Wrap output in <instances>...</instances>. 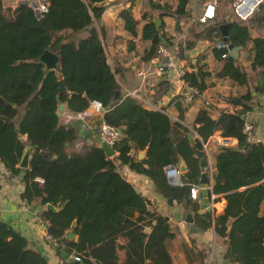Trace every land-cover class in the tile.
I'll use <instances>...</instances> for the list:
<instances>
[{
  "label": "trees",
  "instance_id": "16d2710c",
  "mask_svg": "<svg viewBox=\"0 0 264 264\" xmlns=\"http://www.w3.org/2000/svg\"><path fill=\"white\" fill-rule=\"evenodd\" d=\"M46 1L48 10L38 17L31 3L12 10L0 0V159L12 173L19 174L24 148L27 144L33 146L30 165L22 173L25 187L21 197L28 202L40 199L45 206L41 215L48 220L47 231L57 248L79 254L84 264H174L167 240L175 236L176 230L122 175L117 161L146 174L165 197L189 203L190 184L200 182L203 173L195 148L203 149L202 140L220 130L223 136L238 138L235 145L220 146L209 189L210 194H222L226 206L214 222L200 213L196 218L202 229L214 225L216 239L225 245V263L264 264V138L249 140L244 132L247 119L242 115L251 105L245 102L240 110H223L217 119L208 108H201L193 126L201 138L195 137L192 142L189 126L173 121L162 109L143 106L133 95L117 93L121 84L108 59L104 29L96 24L105 10V0ZM188 1L179 0L174 10L166 6L161 16L187 15ZM120 14L125 27L136 34L138 20L131 6ZM251 18L264 20V2ZM221 21L206 25L209 37L213 32L220 34ZM246 21H231L228 42L246 46L252 40L253 67L264 66V38H253ZM143 37L152 39L153 47L145 56L152 57L158 43L167 39L164 20L159 24L147 21ZM46 48L60 55L59 70L47 71L39 59ZM223 52L226 49L218 48L217 55L222 57ZM224 58L217 74L247 83L249 76L239 59L231 54ZM195 67L184 77L188 85L202 91L210 72L202 65ZM262 72L263 81L258 86L261 92L264 68ZM60 79H64L67 92L59 91ZM163 83L169 84L167 80ZM59 93L71 114L87 108L92 99L102 102L106 120L124 133L114 146L119 152L115 157L107 156L99 144L91 147L85 143L77 148L78 141L85 142L87 136H82L81 122H62L57 114ZM251 98V92L243 96L248 101ZM176 104L182 118L184 108L180 102ZM20 107L24 111L16 121ZM133 149H146V157L137 158ZM179 155L186 159L188 169L183 173L185 184L173 185L165 166L179 164ZM49 202L56 208H47ZM74 220L77 238L68 239ZM148 226L150 230H146ZM121 238L126 240L121 242ZM121 250L125 257L119 262ZM0 264L51 263L11 222L0 219Z\"/></svg>",
  "mask_w": 264,
  "mask_h": 264
},
{
  "label": "crops",
  "instance_id": "0c3cea01",
  "mask_svg": "<svg viewBox=\"0 0 264 264\" xmlns=\"http://www.w3.org/2000/svg\"><path fill=\"white\" fill-rule=\"evenodd\" d=\"M31 1L29 0V4ZM208 1L210 0H189L186 5L188 14L179 18L169 13H164L161 16V13L167 9L166 6L174 10L179 0H105L103 2L105 10L100 18L96 20V24L104 29L106 52L121 84L120 90L124 94L133 95L147 108L162 109L170 114L173 121L179 120L190 128H193L196 116L201 108H208L211 116L217 119L223 110H240L243 108L244 103L248 102L251 109L246 112L247 119L254 124L255 136L264 138V106L261 101V91L258 89L259 84L263 81L262 70L264 66L253 67L255 50L251 40L246 46L240 48L238 56L241 66L248 73L249 81L238 83L229 76H219L217 74L222 69L225 58L217 55L218 48L215 47V43L223 37L221 31L220 34L213 32L212 36L209 37L206 25L214 20H222L219 24L230 21L235 18V13L232 10L233 0H218V6L223 3L224 7L220 10L217 6L215 19L200 22L198 16ZM2 2L5 8H11L12 10L20 4V0H2ZM130 6L134 17L138 20L136 34L125 27V20L120 14L122 9ZM149 20H154L158 24L164 20L167 36L165 40L167 43L179 44V60L181 63L188 65L189 70H196L195 65L198 64L210 72L206 77L207 87L194 99L189 101L186 96H179L181 93H185V85L176 75L153 72V56L145 57L153 47L152 39L143 37L144 24ZM246 22L250 26L249 31L253 38H264V20L258 21L251 18ZM130 45L134 47L130 48ZM139 69H149L150 72L143 76L138 73ZM165 80L169 82L168 85L166 83L161 84ZM248 92L252 94L249 101L243 99V96ZM238 97L240 101H237L236 98ZM176 102H180L184 108L182 118ZM68 114L71 113L67 109L66 103L61 115L62 122H81L82 136H87L85 142L80 140L81 144H77L78 149H81V146L85 143H88L89 146L99 144L95 141V138L99 136L96 130L83 126L85 123H82L83 120L79 118H68ZM83 128L87 130L84 135ZM216 134L221 135L220 130H217L214 135ZM214 135L210 139V160L216 166V156L220 146L217 145ZM24 138L26 139L27 136L24 135ZM230 138L232 144L238 143L237 137L230 136ZM91 140H94L93 143H91ZM140 150L146 152V149H139L135 150L134 154L141 159ZM118 153L116 150L112 157H115ZM207 160L209 159L207 158ZM117 163L122 175L151 200L152 207H155L164 216H169L168 220L176 230L175 236L167 240V246L174 257V264H233L227 261L225 263V245L220 244L216 239L214 225L202 229L201 223L196 218L197 213H200L202 217H211L214 222L215 217L222 213L226 206V199L222 194L213 192L210 194V188L201 187L198 182L199 197L190 199L187 201L189 203L177 202L176 204L180 205L181 208L194 210L196 223H189L183 219L177 221L173 217L175 207L168 202V197L156 190L153 181L146 174L133 170L129 164L121 163L119 160ZM178 163L180 164V160ZM202 171H207V166L202 167ZM22 173V171L19 174L12 173L0 159V219L11 222L19 229L28 238L31 246L44 252L51 264H66L60 255V251L63 249L58 248V253L54 254L46 248V244L52 242L47 239L48 220L41 215V211L45 206L40 203V199L36 200L35 198L33 201L28 202L21 197L25 187ZM213 181L209 179V183L213 184ZM217 197L218 199H216ZM204 203L209 204L212 215L204 214L207 210L202 208ZM261 208L264 211V200ZM146 230H150V226ZM75 238H77V234ZM120 240L124 242L126 238ZM74 255H77V253H71L69 260H74ZM119 255V262H122L125 252L121 250Z\"/></svg>",
  "mask_w": 264,
  "mask_h": 264
},
{
  "label": "built area",
  "instance_id": "2783aa9c",
  "mask_svg": "<svg viewBox=\"0 0 264 264\" xmlns=\"http://www.w3.org/2000/svg\"><path fill=\"white\" fill-rule=\"evenodd\" d=\"M38 2L37 6H33L34 11L38 9L41 15L48 10L47 1L36 0ZM252 1V2H251ZM264 0H233V12L235 13V18L240 20H248L256 11L259 9L261 3ZM218 0H210L206 3L205 8L198 16L200 22H206L209 19L216 17L217 14ZM215 47L219 49H226V52L222 53V57H226L231 53L229 42L220 39L215 43ZM180 51V46L178 43H167L166 40H162L156 46L155 53L153 55V72L158 74H168L176 75L185 85V88H188L186 93L187 100L194 99L197 95L201 93L200 89L196 86H190L185 80V73L189 70V66L181 63L179 60L178 54ZM149 69H139L138 73L141 75H146L149 73ZM261 101L264 106V91L261 92ZM209 103V102H208ZM106 108L103 106L102 102L98 99H92L89 106L76 114H68L69 117H76L85 123L84 126L91 130H96L99 136L109 143L112 146H115L117 142L124 136L123 130L106 120L104 113ZM95 116H98L97 119H94ZM192 129L193 137L201 138L199 133ZM244 132L247 134L249 140L260 141L261 137H257L254 134V124L251 120H246L244 123ZM215 134V133H214ZM212 134V135H214ZM212 135L207 140H202L203 149L205 150L206 157L209 159L207 164V174L211 180H214V174L216 172V166L214 162L210 160V139ZM215 141L218 146L223 145H232V140L230 136L223 135H214ZM78 145L81 144V141H78ZM165 172L168 181L173 185H183L185 181L183 179V172L179 168L178 164H168L165 166ZM40 181H43V178L38 177ZM208 188H212V183L208 184ZM200 195L198 183L190 184V196L194 199L198 198ZM177 202V200L175 199ZM1 213V209H0ZM47 239L54 244V238L48 233ZM75 259L81 260L79 254L74 255Z\"/></svg>",
  "mask_w": 264,
  "mask_h": 264
},
{
  "label": "water",
  "instance_id": "95a60500",
  "mask_svg": "<svg viewBox=\"0 0 264 264\" xmlns=\"http://www.w3.org/2000/svg\"><path fill=\"white\" fill-rule=\"evenodd\" d=\"M26 3H29V0H20V4H26ZM38 2L36 0H32L31 1V5L32 6H37ZM222 7H224V4L221 3L219 4L218 6V9H222ZM35 13L38 17H41V13L38 9L35 10ZM234 18H232L230 21H227V22H223L221 24H219V29L221 31V34H222V37L224 40L226 41H229V25L231 23V21L233 20ZM163 40H165V38H163ZM229 46H230V49H231V55L235 58H238L239 56V50L240 48H242V45H237L233 42H229ZM112 50V48H111ZM39 59L45 64V68L47 71H50V70H59V67H60V63H61V57L60 55L53 51L52 49L50 48H46L39 56ZM59 91L62 92H67L68 91V88L66 86V83L64 81V79H60L59 80ZM189 90L188 88H185V93H187ZM121 90H118L117 93L120 94ZM57 98L58 100L60 101L59 103V106H58V110H57V114L59 116L62 115V112L66 106V103L65 102H62L61 99H60V93L57 95ZM237 101H240V98H236ZM4 118H5V115H2ZM245 119H247V113H243L242 115ZM84 132H83V135L86 133V129H84ZM188 136L190 138V140L193 142L194 141V137H193V134L192 132H189L188 133ZM94 140H91V143H93ZM95 141H97L99 143V145L103 148V150L105 151L106 155L107 156H113L116 152L115 150V147L110 145L109 143H107L105 140H103L100 136H97L95 138ZM93 147V145L91 146ZM32 151H33V146H31L30 144H28L25 148H24V151H23V154H22V157H21V160H20V166L23 167L24 169L29 167L30 165V157H31V154H32ZM133 152L135 151L134 149L132 150ZM145 151L144 150H140L139 154H140V157L141 158H144L145 157ZM195 155L197 157H199V161H200V165L202 167H205L207 166L208 164V161L206 159V156H205V150L204 149H200V148H195ZM180 156V164H179V168L181 169L182 172H185L187 169H188V163L186 161V159L179 155ZM22 172H24V170H22ZM208 184H209V177H208V174L206 171H203L202 173V176H201V180L199 182V185L201 187H208ZM168 202L175 207L176 210L173 211V217H175V219L177 221H181L182 219L189 222V223H196L195 219H194V210L192 209H185V208H181L180 205H176L177 202L175 201V199L172 197V196H169L168 197ZM47 207L50 208V209H55L56 206L49 202L47 203ZM202 208L204 209H207L204 214H208V215H212L211 213V210H209V204L208 203H204L202 204ZM166 218L168 219L169 216H166ZM77 225V222L76 220H74L72 222V227L70 228V230L68 231L67 233V238L68 239H74L75 238V235H76V230H75V227ZM46 248L54 253V254H57L58 253V248H57V245L56 244H53V243H47L46 244ZM60 255L63 257V259H65V263L66 264H84L83 261L79 260V259H74V260H69V256H70V253L63 249L60 251Z\"/></svg>",
  "mask_w": 264,
  "mask_h": 264
},
{
  "label": "rangeland",
  "instance_id": "374dc122",
  "mask_svg": "<svg viewBox=\"0 0 264 264\" xmlns=\"http://www.w3.org/2000/svg\"><path fill=\"white\" fill-rule=\"evenodd\" d=\"M41 1H43V0H41ZM232 10H233V6H232ZM23 111H24V107H20L19 110H18V114H17L16 117H15V120H16V121L19 120V118H20V116L22 115Z\"/></svg>",
  "mask_w": 264,
  "mask_h": 264
},
{
  "label": "clouds",
  "instance_id": "9594fccd",
  "mask_svg": "<svg viewBox=\"0 0 264 264\" xmlns=\"http://www.w3.org/2000/svg\"><path fill=\"white\" fill-rule=\"evenodd\" d=\"M206 159H207V157H206ZM207 172V171H206ZM208 177H209V175H208ZM210 179V178H209Z\"/></svg>",
  "mask_w": 264,
  "mask_h": 264
},
{
  "label": "bare ground",
  "instance_id": "6f19581e",
  "mask_svg": "<svg viewBox=\"0 0 264 264\" xmlns=\"http://www.w3.org/2000/svg\"><path fill=\"white\" fill-rule=\"evenodd\" d=\"M252 2V1H251Z\"/></svg>",
  "mask_w": 264,
  "mask_h": 264
}]
</instances>
